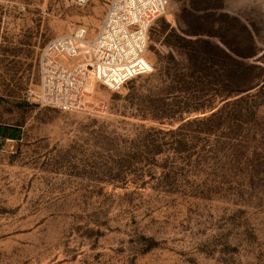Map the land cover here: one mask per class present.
<instances>
[{"label": "rangeland", "instance_id": "374dc122", "mask_svg": "<svg viewBox=\"0 0 264 264\" xmlns=\"http://www.w3.org/2000/svg\"><path fill=\"white\" fill-rule=\"evenodd\" d=\"M110 0H0V264H264V0H168L152 72L37 102L39 57Z\"/></svg>", "mask_w": 264, "mask_h": 264}, {"label": "built area", "instance_id": "2783aa9c", "mask_svg": "<svg viewBox=\"0 0 264 264\" xmlns=\"http://www.w3.org/2000/svg\"><path fill=\"white\" fill-rule=\"evenodd\" d=\"M82 6L90 0H73ZM168 0H110L96 33L78 26L46 44L39 57L37 102L64 112L92 109L96 84L118 90L152 72L147 59L151 25Z\"/></svg>", "mask_w": 264, "mask_h": 264}, {"label": "bare ground", "instance_id": "6f19581e", "mask_svg": "<svg viewBox=\"0 0 264 264\" xmlns=\"http://www.w3.org/2000/svg\"><path fill=\"white\" fill-rule=\"evenodd\" d=\"M60 36H62V35H60ZM58 37H59V36H58ZM56 38H57V37H56ZM54 39H55V38H54ZM54 39H53V40H54ZM51 41H52V40H51ZM49 42H50V41H49ZM49 42H48V43H49ZM48 43H47V44H48ZM42 49H43V48H42Z\"/></svg>", "mask_w": 264, "mask_h": 264}]
</instances>
